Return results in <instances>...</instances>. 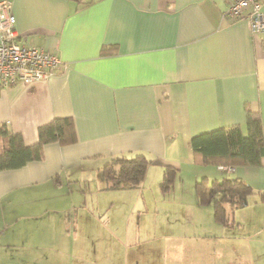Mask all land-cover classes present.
Returning <instances> with one entry per match:
<instances>
[{
    "label": "crops",
    "instance_id": "obj_1",
    "mask_svg": "<svg viewBox=\"0 0 264 264\" xmlns=\"http://www.w3.org/2000/svg\"><path fill=\"white\" fill-rule=\"evenodd\" d=\"M9 1L22 40L55 52L64 67L31 85L0 86V122L33 145L41 126L70 117L76 137L0 169V264H72L71 238H81L73 255L86 246L85 201L72 187L82 189V178L113 157L144 154L152 160L145 178L160 176V184L167 165L196 182L209 171L193 136L245 131L249 109L259 112L264 131V32L227 17L230 0ZM236 172L264 190V161Z\"/></svg>",
    "mask_w": 264,
    "mask_h": 264
},
{
    "label": "rangeland",
    "instance_id": "obj_2",
    "mask_svg": "<svg viewBox=\"0 0 264 264\" xmlns=\"http://www.w3.org/2000/svg\"><path fill=\"white\" fill-rule=\"evenodd\" d=\"M205 169L209 179L239 176L220 172L216 164ZM99 178L104 181L102 170H95L89 181L79 182L82 189L72 187L73 197L85 201L80 213L86 245L73 255L72 245L81 238H71L72 264H264V201L258 194L235 210L232 225H224L215 219L212 204L198 203L194 176L187 170L169 190L155 175L138 187L120 189H100ZM58 197L52 189L51 200ZM107 246L116 260L106 258ZM57 256L58 251L51 252V260Z\"/></svg>",
    "mask_w": 264,
    "mask_h": 264
},
{
    "label": "trees",
    "instance_id": "obj_3",
    "mask_svg": "<svg viewBox=\"0 0 264 264\" xmlns=\"http://www.w3.org/2000/svg\"><path fill=\"white\" fill-rule=\"evenodd\" d=\"M102 52H106L105 48ZM75 137L70 117L54 118L41 126L39 141L33 145H26L22 136L8 123L0 122V169L18 168L30 160L40 159L44 144L53 141L65 144L75 140ZM190 145L203 164L261 166L264 161L261 116L258 111L249 109L245 131L240 126L220 127L193 136ZM151 163L152 160L144 154H120L113 157L102 170L106 187L120 189L140 186ZM177 176L178 168L165 166L162 189L169 190ZM195 191L198 203L212 204L215 219L224 225L233 224L235 210L247 205L252 194H258L259 199L264 201V190L255 189L239 176L214 179L203 176L195 182Z\"/></svg>",
    "mask_w": 264,
    "mask_h": 264
},
{
    "label": "built area",
    "instance_id": "obj_4",
    "mask_svg": "<svg viewBox=\"0 0 264 264\" xmlns=\"http://www.w3.org/2000/svg\"><path fill=\"white\" fill-rule=\"evenodd\" d=\"M225 15L232 20L249 19L256 35L264 32V0H230ZM63 67L64 62L55 52L22 40L11 1L0 0V86L31 85ZM218 168L235 171V167L225 164H219Z\"/></svg>",
    "mask_w": 264,
    "mask_h": 264
}]
</instances>
